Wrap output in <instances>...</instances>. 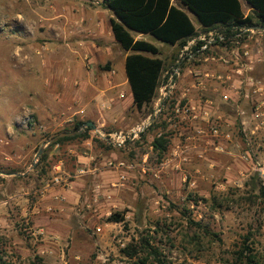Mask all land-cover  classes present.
<instances>
[{
  "label": "rangeland",
  "instance_id": "rangeland-1",
  "mask_svg": "<svg viewBox=\"0 0 264 264\" xmlns=\"http://www.w3.org/2000/svg\"><path fill=\"white\" fill-rule=\"evenodd\" d=\"M102 3L0 0V127L15 128L11 135L0 128V264H248L247 256L264 264V117H254L264 98L241 94L226 120L215 96L194 122L197 115L177 104V83L181 61L191 70L197 61L153 38L146 41L163 47L165 61L153 103L137 110L119 91L103 94L126 52ZM199 32L207 43L216 34ZM174 64L180 74L161 102ZM254 69L263 76L264 68ZM78 122L96 126L74 135L88 133L91 145L84 138L47 145ZM113 135L125 142L115 145ZM160 136L165 153L152 146ZM76 153L93 158L76 163ZM89 168L98 171L73 177ZM76 182L80 195H49ZM115 212L125 214L123 223L108 221ZM130 246L137 255L126 254Z\"/></svg>",
  "mask_w": 264,
  "mask_h": 264
},
{
  "label": "trees",
  "instance_id": "trees-1",
  "mask_svg": "<svg viewBox=\"0 0 264 264\" xmlns=\"http://www.w3.org/2000/svg\"><path fill=\"white\" fill-rule=\"evenodd\" d=\"M251 12L245 15L240 0H103L102 6L113 13L110 26L113 37L125 52H131L125 59V71L131 88L134 107L142 110L155 100L165 71V61L160 57L161 50L150 41L136 39L134 33L148 35L180 50L199 36V32L190 15L195 16L203 33L216 30V34L224 38L216 45L229 46L243 36V30L264 28V0H244ZM205 42L197 41L192 46L195 52ZM177 67L176 64L171 68ZM85 122L75 124L79 130ZM92 128H86L91 131ZM65 132H68L67 130ZM90 136L81 134L74 137H63L53 145H61L66 141ZM166 137H157L152 142L155 151H167ZM43 156V155H42ZM264 192V188H261ZM123 212H115L109 222L123 223ZM205 233H208L205 230ZM127 255H137L135 247L125 250ZM248 264H258L253 256H247Z\"/></svg>",
  "mask_w": 264,
  "mask_h": 264
},
{
  "label": "crops",
  "instance_id": "crops-1",
  "mask_svg": "<svg viewBox=\"0 0 264 264\" xmlns=\"http://www.w3.org/2000/svg\"><path fill=\"white\" fill-rule=\"evenodd\" d=\"M242 4V9L245 13V15H248L251 12V9L249 5L244 1L240 0ZM192 19V18H191ZM193 23L196 27V30L199 32V29H201V26L198 24V22L193 20ZM249 31V30H243ZM200 33V32H199ZM210 33V32H209ZM208 33V34H209ZM137 35V36H135ZM134 37L136 39H143V40H151V37L144 34H138L134 33ZM200 41L204 42L205 35L199 34L197 38H194L191 41ZM191 41L189 43H191ZM244 42V43H242ZM242 42H234L230 44L229 46H220V45H212L209 47V51L204 50H196L193 54L190 55V57L193 60H196V66H198V69H190L189 67H186L187 64H184V61H181V65L183 68L182 78L177 83L178 90V103L183 102L186 106L185 107H192L194 109V113L197 115L198 118L194 120V122L197 123V121L204 120V118L200 117L204 113L206 115V112L208 109H211L213 106V101L210 98H214L215 96H219L220 100L222 102L221 106V112L220 117L227 118V110H236L238 108V100L241 98V94H250L251 98L255 102H263L264 98V74L260 78L254 76V71L257 72L255 75H260L261 73L258 68L262 67L264 68V30L260 29H253L248 34L247 40ZM170 46V45H169ZM192 46L190 49L192 50ZM163 47L159 48L160 50ZM178 47L171 46L172 51H176ZM184 49V48H183ZM181 49L180 51L182 52ZM131 52H126L124 60L122 61L121 67L119 68V77H113L112 81L107 82L108 88H106L103 91V94L109 96L114 91H119L118 98L122 99L125 98L127 102L126 104H133V98L131 93V88L128 83L127 77H126V71H125V59ZM190 58H188L189 60ZM251 71V73H250ZM105 76V75H104ZM249 79V80H248ZM254 80L256 85L260 86L262 91L259 93L254 92V88H251L249 85L250 80ZM247 81L248 83L244 82ZM247 86V87H246ZM122 87L124 88V91H121ZM101 97V95H100ZM99 97V98H100ZM115 97H112L109 99L106 98V101H103L104 104H110L114 101ZM107 100H111L108 102ZM83 101V100H82ZM176 104V105H177ZM134 106V104H133ZM229 107V108H228ZM232 107V108H230ZM237 107V108H236ZM180 111L179 108H177V111ZM182 111V109H181ZM238 111V109L236 110ZM183 112V111H182ZM209 112V111H208ZM244 113V112H242ZM13 114V113H12ZM1 115V113H0ZM247 115V114H246ZM11 116V115H10ZM14 117V116H13ZM228 120V119H226ZM4 127V128H2ZM2 129H5L7 133L10 135L14 132L15 128L11 124H6L3 126ZM88 145H91V141H87ZM70 152L75 153V148H70ZM76 163H82L84 161L83 159H92L93 157H85L84 155H81L79 153H76ZM90 161V160H87ZM56 168L61 169V166L58 165ZM65 169V168H64ZM66 171V170H65ZM63 172L64 174H67L70 177L69 172ZM97 169L89 168L87 170H79V172L74 175L75 178H81L87 173H93L97 172ZM72 177V176H71ZM75 182V181H74ZM76 184H69V187L72 188V190H68L65 188L58 189V192L56 191V187H52L48 190L49 195L53 198L55 201L59 200L60 195L62 194L64 197H71L72 195L76 196V193L80 195V190H76ZM80 185H82L80 183ZM75 186V190H74ZM56 193H58L59 196H56ZM61 193V194H59Z\"/></svg>",
  "mask_w": 264,
  "mask_h": 264
},
{
  "label": "built area",
  "instance_id": "built-area-1",
  "mask_svg": "<svg viewBox=\"0 0 264 264\" xmlns=\"http://www.w3.org/2000/svg\"><path fill=\"white\" fill-rule=\"evenodd\" d=\"M245 30H249V29H245ZM217 37L219 38V41L224 40V38L222 36L217 35V34H215L214 36H212V34L210 33V38L208 40V43L205 42V44L203 46H201L200 50L207 49V47H208L209 44H212V43L216 44ZM195 44H196V40L191 41V43H188V45L185 46L184 49L182 50V53L180 55V58H182V59L189 58L192 53L190 54V52L188 50H190L191 45L194 46ZM171 73L172 74L169 77L167 86H165L166 91H165V93L164 92L162 93V96H161V99H160L161 102H164L166 99L171 98L172 90L175 87V83H174L175 81L173 79H174L175 76H179L180 71H179V69H175V70L173 69ZM250 83H251L250 84V87L255 89L254 92H253V94H255V93H259L260 94V92L262 91L261 87L258 86V85H256L255 81L252 80V79L250 80ZM262 106H263V103L262 104H259L258 106H256V108L254 110V117L257 120H262L263 117H264V112L262 111ZM182 111H183L184 114L187 115L189 113H192L193 114L194 109L189 106V107L183 108ZM141 131H143V128H141V126H138L137 129L132 130L131 133L136 134V133H139ZM220 131H221V126L220 125L219 126H214L212 128V133L215 136H219L220 133H221ZM113 136H115L117 138V139L114 140L115 141V145L120 146V145H122L125 142L126 135H113ZM225 138L226 139H229L230 138L229 133L225 134ZM110 166H112V164H110ZM120 166H123V164H121ZM121 179L123 180L125 178L124 177H121Z\"/></svg>",
  "mask_w": 264,
  "mask_h": 264
},
{
  "label": "water",
  "instance_id": "water-1",
  "mask_svg": "<svg viewBox=\"0 0 264 264\" xmlns=\"http://www.w3.org/2000/svg\"><path fill=\"white\" fill-rule=\"evenodd\" d=\"M253 29H255V28H249V30H253ZM258 29H260V30H264V28H262V27H260V28H258ZM157 109H159V108H157ZM146 126H147V124H142V125H141V128L144 129ZM84 127H85V128L91 127V128L94 129V130L97 129L96 126H95L92 122H88V123H86V124L84 125ZM84 127H83L82 129H84ZM79 133H81V130H80V131H73V132H66V133L59 134V135L55 136L54 138H52L51 140H49V141L47 142V145H50V144L56 142V141L59 140L60 138H63V137H72V136H74V135H76V134H79ZM44 149H45V148H41V149L39 150V152H38V154H37V157L40 156V155L42 154V152L44 151Z\"/></svg>",
  "mask_w": 264,
  "mask_h": 264
}]
</instances>
